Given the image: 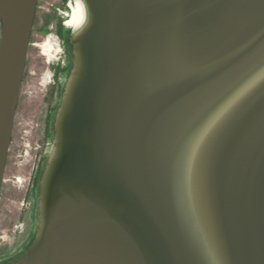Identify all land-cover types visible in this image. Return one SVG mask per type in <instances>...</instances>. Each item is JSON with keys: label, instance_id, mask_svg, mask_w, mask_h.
Instances as JSON below:
<instances>
[{"label": "water", "instance_id": "water-1", "mask_svg": "<svg viewBox=\"0 0 264 264\" xmlns=\"http://www.w3.org/2000/svg\"><path fill=\"white\" fill-rule=\"evenodd\" d=\"M37 1L0 0V196ZM51 16L72 34H55L1 260L264 264V0H60Z\"/></svg>", "mask_w": 264, "mask_h": 264}, {"label": "rangeland", "instance_id": "rangeland-1", "mask_svg": "<svg viewBox=\"0 0 264 264\" xmlns=\"http://www.w3.org/2000/svg\"><path fill=\"white\" fill-rule=\"evenodd\" d=\"M60 0H38L24 79L14 118L10 155L0 197V260L9 247L34 165L40 111L49 76L63 48L51 12ZM1 35V29H0Z\"/></svg>", "mask_w": 264, "mask_h": 264}, {"label": "flooded vegetation", "instance_id": "flooded-vegetation-1", "mask_svg": "<svg viewBox=\"0 0 264 264\" xmlns=\"http://www.w3.org/2000/svg\"><path fill=\"white\" fill-rule=\"evenodd\" d=\"M0 29H2V24H1V20H0ZM1 36V35H0ZM65 43V41H63ZM70 55V53H69ZM68 55L67 57V62L65 63L64 61L62 62V64H64L63 66H59L60 67V71L57 73V79H59L60 75H66V77L64 78V81L63 83H59V85L57 86V89L61 90L60 93L62 92V95L64 93V90L66 88V85H67V82H68V79H69V75H70V72H71V69H70V72L69 74L67 75L66 72L72 62L71 60V57ZM57 69L55 68L54 69V72L56 73ZM54 73V74H55ZM24 79V77H23ZM23 82V81H22ZM62 95L60 94V99L62 98ZM61 101V100H60ZM58 105V104H57ZM12 141V140H11ZM10 155V148H9V152H8V157ZM8 157H7V161H6V166H7V163H8ZM6 170V168H5ZM40 171V169H39ZM39 171L37 170V172L35 173L34 175V178L33 180H36V177L38 176L39 174ZM43 174V172L41 173ZM41 178H42V175L40 177V181H41ZM40 181H39V184H35L34 185V182H32V185H31V188H30V191H31V199H32V204H31V215L32 217L34 218L35 220V229L32 233V236H31V241L33 242V240L35 239L36 237V233H37V230H38V213H39V197H40ZM1 197V196H0ZM31 243V242H30ZM0 264H8L7 263V260H0Z\"/></svg>", "mask_w": 264, "mask_h": 264}, {"label": "trees", "instance_id": "trees-1", "mask_svg": "<svg viewBox=\"0 0 264 264\" xmlns=\"http://www.w3.org/2000/svg\"><path fill=\"white\" fill-rule=\"evenodd\" d=\"M63 19H65L64 16H63L62 20H60V21L57 23V29H56V31H55V34H56V37H58V38L63 37V34H64V33H66V34H68V35H69V34H72V30H71V29L64 31ZM68 35H67V37H66V40L69 39V36H68ZM71 49H72V46L70 45L68 51H69V53H70V57H71L72 62H71V64H70L69 68H68V74H69V72H70V69H72V67H73V53L71 52ZM65 50H66V49H65ZM61 95H62V92H61ZM60 100H61V99H60ZM59 105H60V101H59V103H58V105H57V109H58ZM57 109L55 110L54 115L52 116L51 120H50V121L48 122V124H47V132H48L49 135H50V131H51L50 129H52V130L54 131V120H55V117H56ZM53 131H52V132H53ZM46 164H47V160H46V162L43 164L44 166H42V167L40 168V171H39L38 176L36 177V180H33L34 185H35V184H39L40 177H41V175H42L41 173H42L43 170L45 169ZM26 248H29V246H27ZM14 259H17V258L15 257ZM14 259H8V260H7V263H11V262H13Z\"/></svg>", "mask_w": 264, "mask_h": 264}, {"label": "built area", "instance_id": "built-area-1", "mask_svg": "<svg viewBox=\"0 0 264 264\" xmlns=\"http://www.w3.org/2000/svg\"><path fill=\"white\" fill-rule=\"evenodd\" d=\"M50 77H51V76H49V80H50Z\"/></svg>", "mask_w": 264, "mask_h": 264}]
</instances>
